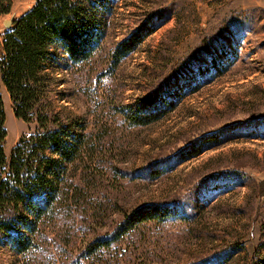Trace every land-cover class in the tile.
<instances>
[{
  "label": "rangeland",
  "instance_id": "rangeland-1",
  "mask_svg": "<svg viewBox=\"0 0 264 264\" xmlns=\"http://www.w3.org/2000/svg\"><path fill=\"white\" fill-rule=\"evenodd\" d=\"M35 2L12 0L0 16V59L12 27L5 22ZM93 7L104 32L92 59L74 65L54 46L47 64L52 114L83 121L91 142L67 179L80 188L79 203L41 221L29 252L13 248L14 233L4 238L0 264H264V0H94ZM150 18L155 29L113 63L116 47ZM156 90L164 103L146 109L157 119L134 122ZM0 93L9 160L37 124L15 117L2 74ZM204 138L197 156L156 179L145 172ZM150 205L176 215L143 222L83 257L97 237Z\"/></svg>",
  "mask_w": 264,
  "mask_h": 264
},
{
  "label": "trees",
  "instance_id": "trees-1",
  "mask_svg": "<svg viewBox=\"0 0 264 264\" xmlns=\"http://www.w3.org/2000/svg\"><path fill=\"white\" fill-rule=\"evenodd\" d=\"M93 1L36 0L4 35L0 74L13 103L14 115L24 122L37 124L34 131L19 139L8 160L4 150L6 115L0 93V245L14 233L11 243L19 253L29 252L36 245L34 236L41 221L53 219L62 214L65 206L79 203L80 188L69 186L67 179L78 172L91 142L82 132L86 127L83 121L74 119L67 124L61 121L60 113L52 114L47 95L50 82L47 64L54 58V46H59L74 65L80 66L92 59L100 48L104 32L95 18ZM11 3L12 0H0V16L10 11ZM154 29L153 19L142 23L116 47L113 63L134 51ZM159 91L153 92L137 109L132 117L134 122L147 124L157 119L146 108L158 99L164 103ZM205 141L209 138L144 170L156 179L176 162L197 156ZM171 212L160 205L135 210L111 236H99L92 241L83 257L108 249L143 222H161L174 217L176 212Z\"/></svg>",
  "mask_w": 264,
  "mask_h": 264
},
{
  "label": "water",
  "instance_id": "water-1",
  "mask_svg": "<svg viewBox=\"0 0 264 264\" xmlns=\"http://www.w3.org/2000/svg\"><path fill=\"white\" fill-rule=\"evenodd\" d=\"M12 23H13V21H12V20H8V21H6V22H5V24H6L7 26H11V25H12Z\"/></svg>",
  "mask_w": 264,
  "mask_h": 264
}]
</instances>
